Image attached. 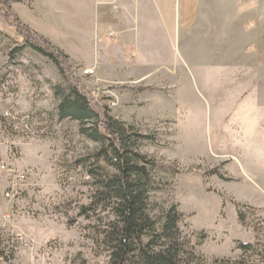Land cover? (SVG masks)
Returning a JSON list of instances; mask_svg holds the SVG:
<instances>
[{"label":"rangeland","instance_id":"obj_1","mask_svg":"<svg viewBox=\"0 0 264 264\" xmlns=\"http://www.w3.org/2000/svg\"><path fill=\"white\" fill-rule=\"evenodd\" d=\"M103 4L113 19L127 13L123 0ZM140 10L137 39L109 30L79 55L26 25L66 56L61 73L30 47L15 50L17 15L0 0V264H108L114 217L92 201L115 168L77 122L57 118L54 91L70 85L161 165L147 168L151 216L175 205L181 239L205 264H264V0H200L184 26L174 10L170 32Z\"/></svg>","mask_w":264,"mask_h":264},{"label":"trees","instance_id":"obj_2","mask_svg":"<svg viewBox=\"0 0 264 264\" xmlns=\"http://www.w3.org/2000/svg\"><path fill=\"white\" fill-rule=\"evenodd\" d=\"M12 17L11 23L23 36V44L15 50L28 46L50 59L63 73L68 68L66 56L54 50L46 40L36 39L25 24L16 16ZM54 94L58 98L57 118L77 122L79 134L94 141L99 154L115 168L113 174L100 179L92 201V204L101 201L106 203L104 208H109L114 217L104 231L103 238L108 264H205L203 257L195 254L189 241L181 239L178 224L182 215L175 205L163 210L159 217L151 216L148 212L147 168L161 165L140 154L136 146L130 144L125 125L110 117L105 106L99 107L98 102H92L77 86L56 89ZM136 138L146 137L136 135ZM88 208H81L80 214ZM236 248L251 252L257 247L239 242ZM256 250V254L264 256L263 251ZM1 256L3 253H0ZM209 264L242 263L222 258L214 259Z\"/></svg>","mask_w":264,"mask_h":264},{"label":"crops","instance_id":"obj_3","mask_svg":"<svg viewBox=\"0 0 264 264\" xmlns=\"http://www.w3.org/2000/svg\"><path fill=\"white\" fill-rule=\"evenodd\" d=\"M104 0H9L10 9L34 33L48 40L65 41L69 55L80 54L86 40L106 39L115 31L116 37L137 39L140 8H148L161 28L170 32L176 10L179 24L191 21L200 0H123L127 16L113 19L107 15ZM122 1V0H121ZM125 8V9H126ZM118 18V19H117ZM136 21V25L132 23ZM56 43V42H55ZM64 47V43H57Z\"/></svg>","mask_w":264,"mask_h":264},{"label":"built area","instance_id":"obj_4","mask_svg":"<svg viewBox=\"0 0 264 264\" xmlns=\"http://www.w3.org/2000/svg\"><path fill=\"white\" fill-rule=\"evenodd\" d=\"M19 179H23V176L21 175V176L19 177Z\"/></svg>","mask_w":264,"mask_h":264}]
</instances>
